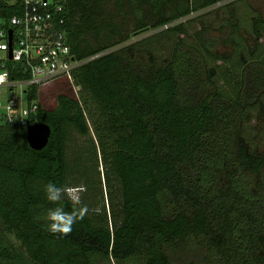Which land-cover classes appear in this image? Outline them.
<instances>
[{"label": "trees", "instance_id": "trees-1", "mask_svg": "<svg viewBox=\"0 0 264 264\" xmlns=\"http://www.w3.org/2000/svg\"><path fill=\"white\" fill-rule=\"evenodd\" d=\"M216 1L64 0L79 90L30 115L49 127L40 149L0 122V264H264V126L242 125L264 91V21L251 14L254 56L225 70L214 47L239 31V0ZM49 182L86 188L69 235L47 230Z\"/></svg>", "mask_w": 264, "mask_h": 264}, {"label": "built area", "instance_id": "built-area-1", "mask_svg": "<svg viewBox=\"0 0 264 264\" xmlns=\"http://www.w3.org/2000/svg\"><path fill=\"white\" fill-rule=\"evenodd\" d=\"M63 7L64 0H0L1 121L23 127L33 122L29 117L42 103V89L59 79L77 98L72 70L85 59L70 52Z\"/></svg>", "mask_w": 264, "mask_h": 264}, {"label": "rangeland", "instance_id": "rangeland-1", "mask_svg": "<svg viewBox=\"0 0 264 264\" xmlns=\"http://www.w3.org/2000/svg\"><path fill=\"white\" fill-rule=\"evenodd\" d=\"M230 1V0H218L213 3L214 5L222 4L223 2ZM105 6L109 7L111 6V3L107 2ZM254 11H258L261 15V18L264 21V0H239V3H237V9H235V18L238 23V26H240L238 32H233V42H220L216 43L214 50L217 51L220 54L225 55V61L220 59H213L214 65H218V67H221L225 70H229V62H235L237 59H239L240 54H245L246 57H251L254 55L248 54V49L252 45L251 38L253 33L251 32L252 27V18L251 14H253ZM117 18V17H116ZM219 20V14L218 11L215 10L213 12V19ZM152 33L151 29H145L138 32H134L129 40H134L141 38L145 35H148ZM226 34V31L222 29L221 31L218 30H210L208 31V35L211 37H223ZM159 37L163 36L158 34ZM164 37V36H163ZM170 40H162L160 44L167 47ZM259 41L256 45V48L254 50V53L258 50L259 53L264 52V40H261L260 38L257 39ZM235 49V51H234ZM66 86V85H65ZM64 88L71 92V89H68L69 87L65 88L61 84L57 83H49L46 87L42 89L41 92V102L44 106H52L54 102V94L60 89ZM242 125L244 127V133H251L255 129L257 130L260 126H264V91L259 93L256 100L253 102L252 106L247 108L246 112H244V115L242 117ZM1 122V118H0Z\"/></svg>", "mask_w": 264, "mask_h": 264}, {"label": "clouds", "instance_id": "clouds-1", "mask_svg": "<svg viewBox=\"0 0 264 264\" xmlns=\"http://www.w3.org/2000/svg\"><path fill=\"white\" fill-rule=\"evenodd\" d=\"M86 191L84 186L69 188L68 186H58L49 182L44 186L46 199L53 205L47 211V230L53 234L69 235L73 230V225L82 221L88 214L89 208L82 202V194ZM67 199L71 204V209L66 210L63 201Z\"/></svg>", "mask_w": 264, "mask_h": 264}, {"label": "water", "instance_id": "water-1", "mask_svg": "<svg viewBox=\"0 0 264 264\" xmlns=\"http://www.w3.org/2000/svg\"><path fill=\"white\" fill-rule=\"evenodd\" d=\"M24 133L29 147L40 149L46 143L49 127L46 123L33 121L24 127Z\"/></svg>", "mask_w": 264, "mask_h": 264}]
</instances>
